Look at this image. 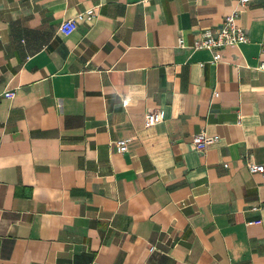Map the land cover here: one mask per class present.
Listing matches in <instances>:
<instances>
[{"label": "crops", "instance_id": "0c3cea01", "mask_svg": "<svg viewBox=\"0 0 264 264\" xmlns=\"http://www.w3.org/2000/svg\"><path fill=\"white\" fill-rule=\"evenodd\" d=\"M263 47L264 0H0V264H264Z\"/></svg>", "mask_w": 264, "mask_h": 264}, {"label": "built area", "instance_id": "2783aa9c", "mask_svg": "<svg viewBox=\"0 0 264 264\" xmlns=\"http://www.w3.org/2000/svg\"><path fill=\"white\" fill-rule=\"evenodd\" d=\"M252 1L253 0H236L237 4L240 7H244ZM240 12L241 11L237 8L232 10V12L224 17L221 26L202 33V35L198 39H196L189 48H191L192 50L206 49L210 51L212 54L210 62L217 63L222 59L219 51L220 49L224 47H236L240 44L247 43L249 41V37L245 29L238 22ZM95 17L96 12L94 8H87L83 11L78 12L71 18L63 20L59 25V31L64 35H69L76 28L79 22H91ZM178 45L180 47H185V44L183 43L181 38H179L178 40ZM258 68L264 70V62L260 63ZM4 95L8 98H12L13 91L7 90L4 92ZM162 119L163 116L160 112L148 111L144 115V125L146 127H149L161 122ZM128 141L129 138H122L116 141L117 148L120 152H125L127 150ZM215 141V137L207 135L204 131H199L191 136V142L196 150H205L209 144ZM246 166L250 173H258L264 176V164L247 160ZM257 209L258 207L256 206L251 207V210ZM260 223V219H252L247 222L248 225ZM149 249L150 251H153L154 246L151 245Z\"/></svg>", "mask_w": 264, "mask_h": 264}]
</instances>
